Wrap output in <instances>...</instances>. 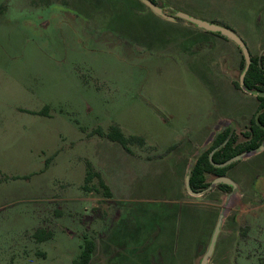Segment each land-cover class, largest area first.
Segmentation results:
<instances>
[{
	"label": "rangeland",
	"instance_id": "rangeland-1",
	"mask_svg": "<svg viewBox=\"0 0 264 264\" xmlns=\"http://www.w3.org/2000/svg\"><path fill=\"white\" fill-rule=\"evenodd\" d=\"M170 1L189 3L190 13L199 18H225L216 22L235 29L252 55L263 53L264 0ZM72 12L66 0H0V264H73L85 238L96 240L92 264H99V233L109 231L112 221L108 206H173L177 181L160 158L167 151L134 145L143 155L133 157L98 131L119 124L126 135L175 148L191 139L186 131L225 113L229 105L230 115L249 108L252 116L257 108L255 95L243 88L219 96L215 58L227 52L204 34L181 41V30L162 26L153 46H139L88 32L87 22ZM242 70L239 62L234 81ZM238 104L244 106L238 109ZM229 123L213 124L209 142ZM245 130H238L241 140ZM88 162L100 169L111 197L97 177L87 184ZM229 176L239 185L235 195L215 191L196 199L218 203V212L224 213L210 264H260L264 152L237 161ZM214 178L208 175L209 181ZM184 208H178L179 241L200 239L205 216L189 225ZM164 210L154 219L163 233L170 219ZM38 228L51 237L36 241ZM212 232L199 248L197 264Z\"/></svg>",
	"mask_w": 264,
	"mask_h": 264
},
{
	"label": "crops",
	"instance_id": "crops-1",
	"mask_svg": "<svg viewBox=\"0 0 264 264\" xmlns=\"http://www.w3.org/2000/svg\"><path fill=\"white\" fill-rule=\"evenodd\" d=\"M66 2L73 10L72 16H80L84 22H87L86 28L88 32L91 30L99 37L112 36L114 38H126L135 45L151 47V45H154L155 37H158L157 32L162 30V26H165V28L174 27L181 30V36L178 37L181 41H184L186 36L196 33L204 34L206 41H216L227 52L226 56L223 54L220 56V59L215 58V78L217 84L222 86L220 87L221 94L219 96L237 94L233 74L237 72L241 57L238 52L240 51L239 48L232 40L220 34L209 32L199 27L197 28V26L195 27L194 24L186 20L180 18L172 20L158 15L142 0H66ZM156 2L160 6H163L168 13L170 12L169 10H173L170 14H173L176 10L192 14L190 13L191 9L189 8L191 6L189 3L181 1L171 2L170 0H156ZM213 17L215 19L210 18L209 20H226L221 16ZM147 36V39H143ZM167 43L170 44L171 42L168 40ZM243 91L249 93L245 89ZM230 106L227 107L225 113L217 117L215 116L214 119L211 118L207 123L195 127L194 130L189 129L186 131L187 138L191 137V139L187 142L186 139L182 140L178 147L174 148L173 146H169L165 148L160 144L153 146L147 143V146L155 147L157 150L167 151V154L160 158L168 163L170 171L173 172L175 180L177 181V184L172 188L174 196L171 199V203L173 206L165 208L166 210H154L153 208L150 209L147 207L134 209L122 205L114 207L108 206L106 211L109 213L112 223H109V231L106 229L99 233V264H197L199 248L202 247L206 234L212 228L214 231L221 213L218 212L220 206L218 203L202 202L196 199L208 197L215 191L227 192L214 186L211 191L203 195H193L186 188L185 178L195 154L202 146L209 143V136L212 131L208 130L213 124L228 119L230 121L229 124L235 123L237 132L241 126L247 129L249 125L247 122L253 116L249 115L251 109L247 108L245 112L241 111L236 115H230V110L232 109ZM236 106L238 109H241L244 105L238 104ZM229 124L224 126H228ZM123 149L133 157L135 155L137 157L143 155L142 151L134 147L131 148L132 151L130 152L125 148ZM138 158H136L138 161L152 160L149 158H143V160ZM93 167L97 171L100 170L96 165H93ZM179 206L185 207L184 213L183 211L182 213L186 217V222L189 225H192L195 220L200 219V215L203 218L205 216L203 234L200 239L185 238L179 241L177 230ZM162 210L167 212L166 215L168 214L170 217L164 227L165 233L162 231L163 227L154 226V219ZM222 231L223 225L221 233ZM167 232H169V236H166ZM218 242L219 239L214 254L217 250ZM178 244L180 245L179 249L177 248Z\"/></svg>",
	"mask_w": 264,
	"mask_h": 264
},
{
	"label": "trees",
	"instance_id": "trees-1",
	"mask_svg": "<svg viewBox=\"0 0 264 264\" xmlns=\"http://www.w3.org/2000/svg\"><path fill=\"white\" fill-rule=\"evenodd\" d=\"M153 1L157 3L156 0ZM240 52V64L244 68L245 59L241 50ZM234 84L237 88H243L247 92L255 95L258 102L257 109L250 119L247 130L241 132L243 140L240 139L236 128L232 132V126L230 124L220 133H216L211 146L203 151L201 156L194 164L191 175V186L195 191L204 190L210 185L211 181L208 180L209 174L213 175L214 177L229 175L230 168L237 163L234 162L225 167H218L212 163V160L214 162L221 163L238 154L245 152L252 153L257 151L264 143V51L258 56L252 55V64L245 77V86H241L240 80L235 81ZM97 133L112 142L120 144L129 152L132 151L131 146H147L145 137L140 135H126L119 124L111 125L109 131L107 132L100 130ZM215 148L218 149L214 152L213 158L211 159L210 153ZM87 166V184L88 182H91L94 177H97L99 179L100 186L105 189V194L111 197V189L106 184L101 173L95 170L90 162L87 163ZM216 187L225 192L232 191V186L228 184H218ZM86 188L88 190L93 189L92 186L88 185H86ZM33 237L36 239V241H43L50 238L51 233H47L44 229L38 228L35 230ZM96 248L97 242L94 238H85V241L81 246V252L79 256L74 259L73 264H92ZM260 264H264V260H262Z\"/></svg>",
	"mask_w": 264,
	"mask_h": 264
},
{
	"label": "water",
	"instance_id": "water-1",
	"mask_svg": "<svg viewBox=\"0 0 264 264\" xmlns=\"http://www.w3.org/2000/svg\"><path fill=\"white\" fill-rule=\"evenodd\" d=\"M142 1L148 7H150L155 13H157L158 15H161L165 18L172 19V20L176 19V18L186 20L187 22L194 24L195 26H197L201 29H204V30L209 31V32L220 34V35L232 40L240 48V50L242 51V54L244 56V59H245V65H244V68L240 74V79H239L241 86L242 87L245 86V77H246V74H247L251 64H252V54H251V51L248 47L247 42L238 34V32L235 29H233L229 26L223 25L221 23L215 22V21H210V20H206L203 18L196 17V16L189 14L187 12H184V11L176 10L173 14H170V13L166 12V10L163 6H160L159 4L155 3L153 0H142ZM230 125L232 126V132H233L236 128L235 123H231ZM226 127L227 126L221 127L219 130H217L216 133H220ZM215 136H216V134L214 135L213 139L208 144L202 146L200 148V150L195 154V156L193 157L191 164L187 170V174H186V178H185L186 188L193 195H203V194L211 191L212 188L218 184H228V185L232 186V191L230 192V196L236 194L239 191L238 183L236 182V180L234 178H232L229 175H223V176L215 177L211 181L210 185L206 189L201 190V191H195L191 186V175H192V170H193L194 164H195L196 160L201 156L203 151H205L207 148H209L211 146ZM217 149L218 148H215L210 153L211 159L213 158V154ZM263 150H264V143L260 146V148L257 151L252 152V153H260ZM248 154H250V153L245 152L242 154H238V155H235V156H233V157L229 158L228 160L221 162V163L214 162L212 160V163L218 167H225V166H228L234 162H237V161L243 159ZM223 221H224V213L222 212L219 215V219H218L216 226L214 228L209 246H208L207 250L205 251V253L203 254L201 261H200V264H209L210 259L214 254L216 244H217V241L219 239V235H220L221 230H222Z\"/></svg>",
	"mask_w": 264,
	"mask_h": 264
},
{
	"label": "flooded vegetation",
	"instance_id": "flooded-vegetation-1",
	"mask_svg": "<svg viewBox=\"0 0 264 264\" xmlns=\"http://www.w3.org/2000/svg\"><path fill=\"white\" fill-rule=\"evenodd\" d=\"M232 28V27H231ZM219 130V129H218Z\"/></svg>",
	"mask_w": 264,
	"mask_h": 264
}]
</instances>
